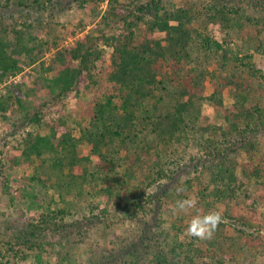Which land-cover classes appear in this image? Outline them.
I'll return each instance as SVG.
<instances>
[{"label":"trees","instance_id":"1","mask_svg":"<svg viewBox=\"0 0 264 264\" xmlns=\"http://www.w3.org/2000/svg\"><path fill=\"white\" fill-rule=\"evenodd\" d=\"M34 1L38 5L21 2L28 9L20 14L34 15L42 0ZM12 19L0 10V82L20 70L22 55L32 50V34ZM102 21L111 24V31L98 26L76 37L57 50L36 78L31 90L40 87L48 99L35 108L15 96L16 110L29 127L10 161L13 168L28 170L13 179L17 190L6 183L4 191L12 201L20 198L36 210L38 220L15 234L7 247L14 252L9 261L17 254L18 242L42 249L40 237L115 218L109 208L121 212L123 219L142 220V230L148 231L150 221L158 220L163 196L171 195L173 204L184 197L168 195V188L162 192L161 181L191 167L187 163L197 175L186 184L196 179L200 204L221 203L223 215L237 222L245 217L237 209L248 210L264 224L260 201L244 179L264 177V157L255 159L261 148L256 130L264 126V73L249 52L264 45V0H182L179 5L109 0ZM216 23L226 31L222 41L211 31ZM102 45L111 49L107 63ZM29 57L31 63L38 59ZM81 93L90 97L84 102L87 118L79 123L78 135L67 100ZM227 97L232 100L227 102ZM11 99L0 94V111H6ZM206 106L224 122L211 120ZM233 135L251 163L240 176L237 162L228 157ZM82 143L90 145V152L81 151ZM3 167L0 159V174L5 173ZM101 204V213H96ZM85 206L90 214L77 215ZM192 215H176L173 261L167 262L162 248L146 263L130 252L138 248L136 242L121 252L130 256V264H231L239 259L264 264V235L256 237L237 222L223 220L211 239L181 238Z\"/></svg>","mask_w":264,"mask_h":264},{"label":"rangeland","instance_id":"2","mask_svg":"<svg viewBox=\"0 0 264 264\" xmlns=\"http://www.w3.org/2000/svg\"><path fill=\"white\" fill-rule=\"evenodd\" d=\"M49 1H40L41 8L33 12L34 15H29L20 14L26 13L25 9H28L23 5L21 6V2H31L36 5H38V2L34 0H0V10L5 18L11 19L12 16V21L14 19L18 20V28H24L32 34V50L29 54L38 55V59L31 63L29 61L30 55H27V53L23 54L21 57L22 68L9 74L4 81L0 82V94L12 96V99L7 103L6 111H0V159L3 161V169L5 170L4 174H0V252L5 254V256H2L0 253V264H130V256L121 252V248L130 247L135 242L137 243L136 248L137 246L138 248L130 250V252L138 253L142 260H146V263L149 259H154L152 258L154 253L163 250L162 248H164L163 254L167 256V262L169 263L173 261L171 239L174 236L172 227L174 226V220H176V215H173L170 211L174 205L172 198H170L171 195L168 197L163 196L162 209L160 215H158V220L153 218L150 221L148 231L142 230L144 226L142 220L123 219L121 212L116 213L113 208H109L110 211L114 212L115 218H110L107 222L103 218L102 222L92 223L90 226L85 227L84 230L72 228L73 231L71 233L65 232L56 236L40 237L39 241L44 244L42 249L37 247L30 248L18 242L14 248L17 254L14 256V260L10 258L12 262L9 261L8 257L14 252H9L7 247L10 245L9 243L14 242L15 234L21 232L32 222L35 224L38 220V212L36 210L30 209L20 198L12 201L10 194L4 191V184L6 183L11 184V187L17 190L18 186L13 179L23 176L25 171L28 170L22 166L13 168L10 161V156L19 153L22 136L29 127L28 124L24 123L22 114H18L16 110L17 97L15 96H20L24 104L35 106V108L48 99L49 96L40 87L36 88L35 91L31 90L36 78L44 67H47L52 62L59 48L73 43L76 37L84 36L98 26H104L102 18L109 4V0H53L51 5L50 3L45 4V2ZM162 1L178 5L182 2V0ZM134 2L135 0H130V3ZM140 2H147V0H140ZM6 3L11 6L5 7L4 4ZM250 10L252 11L253 9L250 8ZM259 14L260 12L257 15ZM255 21H258V18ZM210 26L215 38L222 41L226 31L219 23ZM258 27L261 26L258 24ZM98 29L95 31H98ZM104 29L111 31V24L105 25ZM161 35V33H158V36ZM261 37H264V33H261ZM102 48L106 50L107 63L111 49L106 45H102ZM249 52L253 55V60L261 72L264 73V45L261 50L251 48ZM83 94L81 93L80 97L70 95L67 100V110L71 115V123L75 126V131L78 135L80 132L79 123L87 118L84 113V102L90 97V95ZM231 100L229 97L226 98L227 102ZM206 107L205 113L211 120H216L218 123L224 122L220 113H217L213 108ZM256 133L258 134L261 148L255 151V159L259 161L262 155L264 157V126L261 127V130H256ZM232 138L233 143L231 144V152L228 157L231 162H237V173L240 176L242 175V168L246 166L249 169L251 163L249 164L250 160L246 149L240 148L239 137L233 135ZM90 148L87 143L81 144L82 152H90ZM186 157L189 158V156ZM187 164L191 167L185 166L179 173H173L171 180H162L161 190L168 188L166 190L168 195L172 192L178 199L179 195L175 194L177 192L176 188L182 186L185 191L178 193L184 195L181 199L196 198L198 201L197 209L201 215L210 209H219L223 212L225 206L221 203L210 206L206 205L205 202L199 203V184L195 183L196 179L191 186L186 184L189 178H194L197 175V171H195L194 165ZM7 177H10V180ZM244 179L247 181L250 191L254 194L253 196L260 201L258 204L259 210L264 211V177L257 179L256 176H251ZM156 189L157 186L155 185L151 188L152 191ZM102 207H104L103 204L95 212L101 213L100 209ZM237 210L240 213H245V217H241L237 222V219H231L223 215V220L237 222V226L241 229L253 233L256 237H263L264 224L262 221L255 219L252 216L253 213L248 210L239 208ZM88 211V207L85 206V211L77 215L90 214ZM190 211L193 215L196 214L195 209ZM180 237L189 236L182 232ZM143 239L145 241H142ZM148 249L150 253H147ZM63 256L66 260L63 259ZM251 261L253 260L251 259ZM262 262L257 259L258 264ZM231 264H250V261L239 259L238 261L233 260Z\"/></svg>","mask_w":264,"mask_h":264},{"label":"clouds","instance_id":"3","mask_svg":"<svg viewBox=\"0 0 264 264\" xmlns=\"http://www.w3.org/2000/svg\"><path fill=\"white\" fill-rule=\"evenodd\" d=\"M176 191L177 193H182L185 189L179 186L176 188ZM197 204L198 201L194 197L178 199L175 201L170 211L173 215H178L195 209L196 214L192 215L188 222L185 228V234L200 240L211 239L220 223L223 222V212L219 209H210L208 212L201 215L197 209Z\"/></svg>","mask_w":264,"mask_h":264}]
</instances>
